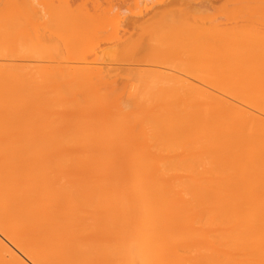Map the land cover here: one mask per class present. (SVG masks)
<instances>
[{"label": "bare ground", "instance_id": "bare-ground-1", "mask_svg": "<svg viewBox=\"0 0 264 264\" xmlns=\"http://www.w3.org/2000/svg\"><path fill=\"white\" fill-rule=\"evenodd\" d=\"M43 1L0 0V264H264V0Z\"/></svg>", "mask_w": 264, "mask_h": 264}, {"label": "rangeland", "instance_id": "rangeland-1", "mask_svg": "<svg viewBox=\"0 0 264 264\" xmlns=\"http://www.w3.org/2000/svg\"><path fill=\"white\" fill-rule=\"evenodd\" d=\"M29 1H31V0H29ZM34 1H35V0H34ZM36 1H37V0H36ZM39 1H40V0H39ZM41 1H43V0H41ZM47 1H50V0H47ZM47 1L44 0L43 2H44V3H47ZM51 1H52V0H51ZM55 1H56V0H55ZM58 1L60 2V3H59L60 6L62 5L61 7H65V5L67 6V5L70 4V2H71L70 0H57V2H58ZM72 1H73V0H72ZM66 2H67V4H66ZM68 2H69V3H68ZM57 4H58V3H57ZM189 72H190V71H189ZM190 73H191V72H190ZM213 73H214V72H213ZM191 74H192V73H191ZM195 74H196V73H195ZM199 74H201V73H199ZM210 74H212V72H211ZM196 75H197V74H196ZM200 76H201V75H200ZM205 76H208V74L206 73ZM211 76H212V75H211ZM211 76H209V77H211ZM213 76H214V74H213ZM213 76H212V77H213ZM215 77H216V76H215ZM213 78H214V77H213ZM212 82H213V81H212ZM193 83L196 84V81H193ZM199 83H200L201 85H200ZM202 83H203V82H202ZM202 83H201V81H198V83H197L196 85H198L199 87L202 86V88H203V84H202ZM251 87H252V86H251ZM254 88H255V89H254ZM253 89H254L255 91H258L259 88H257V86H256V87L254 86V87L251 89L252 92H253ZM256 89H257V90H256ZM248 90H250V89H248ZM242 91H243V90H242ZM251 91H247V90H246V92H245V90H244V91H243V93H245V94H244V98H245V100H246L247 102H249V103H254V102L256 103V101H258L259 98H257V100L255 101V99H254L255 97L253 96L254 94H253ZM255 91H254V92H255ZM250 92H251V93H250ZM256 93H257V92H255V94H256ZM260 93H261V90L259 89V91H258V95H259ZM240 94H241V93H240ZM258 95H257V96H258ZM259 96H260V95H259ZM262 97H263V96H262ZM260 98H261V97H260ZM261 99H262V98H261Z\"/></svg>", "mask_w": 264, "mask_h": 264}]
</instances>
